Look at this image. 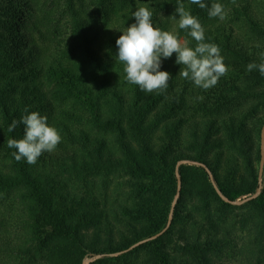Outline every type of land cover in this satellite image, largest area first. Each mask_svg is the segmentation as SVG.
<instances>
[{
    "label": "trees",
    "instance_id": "1",
    "mask_svg": "<svg viewBox=\"0 0 264 264\" xmlns=\"http://www.w3.org/2000/svg\"><path fill=\"white\" fill-rule=\"evenodd\" d=\"M182 2L233 68L206 91L178 76L175 53L162 61L171 79L161 93L129 84L116 59L135 10L148 8L153 26L170 32L165 17L178 0H0V264H83L98 255L89 264H218L238 224L263 263L264 76L247 65L264 62V0H235L223 21ZM176 35L195 47L178 25ZM31 112L62 137L35 165L16 161L6 143L23 138L22 124L9 127ZM183 160L204 163L231 201L259 195L231 205L203 167L181 165L169 229L108 256L165 229ZM120 177L123 200L113 204L107 192ZM10 225L21 229L13 237Z\"/></svg>",
    "mask_w": 264,
    "mask_h": 264
},
{
    "label": "clouds",
    "instance_id": "2",
    "mask_svg": "<svg viewBox=\"0 0 264 264\" xmlns=\"http://www.w3.org/2000/svg\"><path fill=\"white\" fill-rule=\"evenodd\" d=\"M188 2L198 5L201 9H207L209 18H219L221 21L226 18L224 6L220 3L213 2L208 8L203 0ZM132 16L135 23L128 26L116 40V59L123 65L126 81L138 86L140 91L161 93L167 89L171 75L160 69L162 61L170 59L174 53L176 64L182 66L178 76L190 80L196 87L205 91L215 87L220 78L227 75L228 68L219 47L205 42L202 24L185 9L182 0H178L176 13L170 18L176 20L179 29L184 30L196 42L194 48L172 32L155 28L151 22L152 12L148 8L139 7ZM260 56L264 61V52L260 53ZM247 70H258L260 75L264 76V62L249 63ZM27 111L25 109L26 113ZM47 120V116L31 112L19 120L12 121L10 132L19 124L24 126L22 139H8L6 142L9 148L16 150L12 153L16 161L24 160L29 165H35L42 154L56 150L62 137L56 128L48 125Z\"/></svg>",
    "mask_w": 264,
    "mask_h": 264
},
{
    "label": "rangeland",
    "instance_id": "3",
    "mask_svg": "<svg viewBox=\"0 0 264 264\" xmlns=\"http://www.w3.org/2000/svg\"><path fill=\"white\" fill-rule=\"evenodd\" d=\"M41 1H46V0H41ZM233 0H224V11L228 12L230 10V6L234 4ZM175 12H172L170 16L165 17V20L169 24V29L170 32H172L174 35H176V28L178 25V22L176 20L171 19L170 17L173 16ZM176 19H179V15H176ZM181 41H184L180 39ZM259 46L257 44H253ZM233 68H229L227 74H231V71ZM124 179V177H120L119 179H115L110 186L109 191L107 192L109 194V199L111 203L117 204L120 200H123V191H124V185L121 184V181ZM243 200V199H242ZM0 211L2 213H6V210L0 206ZM228 219V223H229ZM231 226V225H230ZM14 227V225H10L8 227V233L11 232L10 236L13 237V234L15 230L20 231V228ZM240 224L237 225L236 230L234 232V237H233V243L231 248H229L225 254L223 255V258H221L220 262L218 264H264L259 262L257 259L253 258V252H257L255 248L253 247V241L254 238L251 237V234L248 232L250 230H241ZM1 231V229H0ZM85 261L87 262H92L93 260L90 258H86Z\"/></svg>",
    "mask_w": 264,
    "mask_h": 264
},
{
    "label": "water",
    "instance_id": "4",
    "mask_svg": "<svg viewBox=\"0 0 264 264\" xmlns=\"http://www.w3.org/2000/svg\"><path fill=\"white\" fill-rule=\"evenodd\" d=\"M181 165H195V166H199V167H203L207 173L209 174V177H210V180L212 182V184L214 185L218 195L221 197V199L226 202V203H229L231 205H236V206H239V205H242L243 203L257 197L259 195V192L251 197V198H247V199H239L237 201H231L229 200L226 196L223 195V193L218 189L216 183H215V180H214V177H213V174L212 172L210 171V169L204 164V163H201V162H196V161H191V160H183V161H180L177 166H176V177H177V181H178V187H177V195H176V198L175 200L173 201V205H172V208H171V211H170V216H169V220H168V223H167V226L165 227V229H163V231H161L160 233L150 237V238H147L141 242H138L137 244H135L134 246H132L131 248H129L128 250L126 251H123L121 253H116L114 255H108V256H114V257H117L123 253H128L132 250H134L135 248H137L138 246L144 244V243H147V242H151V241H154L156 239H158L159 237H161L168 229L169 227L171 226V223H172V218H173V213H174V209H175V206H176V202H177V199L179 198V194H180V190H181V178H180V174H179V167ZM263 170H264V125L262 127V130H261V163H260V167H259V177H260V180L263 176ZM246 198V197H245ZM102 256L101 255H98V256H95L92 260H96V259H99L101 258ZM83 264H89V262L87 261H84Z\"/></svg>",
    "mask_w": 264,
    "mask_h": 264
}]
</instances>
